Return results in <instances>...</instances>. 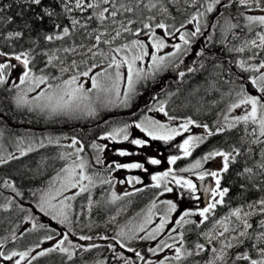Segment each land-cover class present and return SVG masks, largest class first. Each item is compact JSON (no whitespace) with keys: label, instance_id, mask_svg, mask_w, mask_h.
<instances>
[{"label":"snow or ice","instance_id":"1","mask_svg":"<svg viewBox=\"0 0 264 264\" xmlns=\"http://www.w3.org/2000/svg\"><path fill=\"white\" fill-rule=\"evenodd\" d=\"M237 2L245 13H252L257 9L260 13H264V0H237ZM180 3L181 0H12V3H0V36L6 42L15 43L23 40L26 35L30 37L33 33L40 36L43 42L64 41L81 30L87 39L94 41L90 46L83 43L80 45V48L87 47L86 54H90L89 59L94 62L83 71L73 72L67 79H62V76L80 67L76 61H72L67 67H59L60 76L51 75L47 69L63 65L64 60L57 53H76L77 48L74 46L49 51L40 48L41 40H33L34 47L28 50L18 53L0 50V86L8 85L11 72L19 68V82L11 81L12 88L17 89L13 97L16 108H27L29 112L38 111L41 114H47L49 118L59 115L70 118L82 115L95 117L100 108L128 107L133 96L136 95V85L141 81L154 79L157 74L169 68L178 70V77L183 79L186 73L180 70L181 64L184 63L182 57L189 53L194 38L202 34L201 20L206 14L213 13L217 6H229L227 0H183L185 4L196 6L197 11L177 27L174 23L169 24L167 20L174 19L172 11ZM13 6L17 8V12L9 15L8 10ZM245 13H241L247 22L245 27L251 30L253 26H260L264 29V14ZM158 16L162 18L158 19ZM17 23H19L18 28L6 27ZM47 25L51 27L48 28ZM186 25H194V30L182 31ZM225 27L226 30L231 31L238 25L225 18ZM177 34L180 42L170 43ZM255 37L231 49L238 53H244L246 50L250 52L248 58L237 61L236 66L241 72L251 75L239 77L243 83L228 93L229 96H233L234 93V97L215 124L201 123L188 117L178 127H173L171 122L177 120V117L169 115L166 111V102H158L154 107L148 108V111L163 113L169 123H162L145 115L139 120L116 125L98 137L102 141H110L114 144L128 142L137 149H144L150 146L151 141H162L167 144L189 133L194 126L201 128L203 134L188 135L178 145L183 157H190L193 151L204 144L209 137L238 133L234 143L227 149L217 148L208 151L189 167L179 170L192 173L201 182L206 178H211L214 182V186H201L202 191L208 195L204 207L197 205L195 210H184L173 221L171 216L178 211L177 203L172 200L161 201L166 210L159 216V223L150 228L149 225L154 222V210L157 208V203L153 200L141 223L126 226L127 230L122 227L111 238L106 235L99 237L100 240L115 241V245L110 243L108 248L120 264H136V261H141L143 264H264V31L256 32ZM168 48L172 50L163 52ZM199 55H204L203 50L199 52ZM38 56L45 58L46 62L44 67L37 70L35 61ZM97 57L100 59L97 60ZM95 69L101 70L94 71ZM121 69H125V72L122 73ZM187 71L192 72L195 69L188 68ZM82 78L86 79L82 80ZM89 81L90 87L86 88L85 84ZM122 84L125 86L123 92H121ZM41 85L45 87L29 99L28 93L36 92ZM131 129H138L147 139L131 138ZM227 138L233 139L231 135ZM48 143H53V140L49 138ZM55 143H59V140L57 139ZM40 147H44L43 141L40 142ZM68 147L74 149V152L69 153L68 156L62 155L61 159L74 157L72 162L57 173L47 190L41 192L37 204L40 212L50 216L58 224L64 225L67 231L57 232L56 236L62 238L56 240L52 247L41 250L36 255L32 253L44 241L26 251H0V260L13 261L14 264H24L27 261V264H32V261L40 256L59 252L66 257L67 261H73L78 251L87 253L100 247L95 243L87 246L76 244L70 239V234L75 235L72 228L70 201L88 192L95 185V180L92 175L87 174L86 169L89 165L80 155L84 152V144L72 138ZM91 148L98 153L95 157L96 163L103 164L104 160L99 154H103L108 149V145L93 142ZM30 151H33L31 146L27 150L20 149V155H26ZM115 154L127 157L140 153L117 149ZM241 157L245 158V162L236 171V176L241 178V183L238 185L241 196L244 197L245 193L253 189L260 195L255 199L245 198L240 206L232 208L222 218L215 219L212 227L204 230L202 226L214 216L218 206L225 205L226 197H230L232 189L222 184V181ZM18 158L12 154H9L7 158L0 156V165ZM181 158V156H170L168 164L175 165ZM217 159L220 161V167L217 170L201 171L205 164ZM248 160L252 163L249 164ZM146 163L160 165L161 160L147 156ZM107 168L148 171L145 163L141 162L113 161L107 165ZM151 180L153 181L151 187L162 189L161 196L165 192H173V188L168 184L174 183L183 192L188 193L193 201H201V196L197 194V184L191 179L177 176L172 167L164 172L153 174ZM100 182L114 183L111 177L101 178ZM127 182L142 183L140 178L135 176L129 177ZM57 183L59 187H56ZM3 186L10 188L17 196L21 195L11 182L5 180ZM73 189L78 191L72 195L65 194ZM143 190L138 188L135 192ZM135 192H125L124 196H132ZM122 198L115 192L112 193V202ZM12 203V199H9L8 203L2 206L3 209L9 210ZM91 204L92 201L89 199V207ZM23 210L21 208V211ZM192 217L200 219L197 221L191 219ZM27 219L31 222L30 231L45 228L44 224L38 225L31 216ZM169 224L175 226L168 231L167 239H158ZM185 226H191L190 230L196 232L194 241L188 239ZM55 238L53 235H47L44 240L52 241ZM78 239L90 242L93 237L80 235ZM134 240L156 241L154 247L147 248V252L159 258L155 261L148 259L141 250L131 246ZM116 245L122 251L118 252ZM3 247L4 244L0 242V249ZM165 250L172 254L161 256ZM125 253H132L135 260L126 256ZM98 264H104V262L101 261Z\"/></svg>","mask_w":264,"mask_h":264},{"label":"trees","instance_id":"2","mask_svg":"<svg viewBox=\"0 0 264 264\" xmlns=\"http://www.w3.org/2000/svg\"><path fill=\"white\" fill-rule=\"evenodd\" d=\"M12 3V0H0V3ZM201 11L203 9H200ZM197 11L196 6H190L181 2L177 8L173 9L172 17L174 20H167L169 24H175L177 27L182 21L186 22L191 15L195 14ZM17 12V8L13 6L8 10L9 15H14ZM241 13H245V10L235 2L228 7L217 6L213 13L206 14V16L201 20L202 34L194 38L193 44L189 52L192 50V54L189 57V62L197 66L195 71L187 72L185 77L181 79L175 86H167L163 91V95H167L166 105H174L177 107L180 116H186L193 118L194 120L201 123H209L210 125L215 124L216 120L222 116L226 111L227 105H221L219 108L211 110L209 113L203 112L202 115L194 114L191 108H180V100L182 101L187 96L193 97L194 90L199 89V87H204L208 82L220 84V90L231 92L237 87V85L243 83L239 79L240 76H249L250 73L241 72L236 64L237 61L241 59H247L250 52L246 50L244 53H238L231 51L235 47L241 46L245 40H251L256 38L255 33L258 31H264L260 26H253L249 30L246 25V21ZM259 15V10H255L252 13ZM211 19H208V18ZM161 19L162 17H157ZM225 18H228L231 23L237 24L238 27L228 31L225 27ZM215 25V27H212ZM189 25H186V29L182 31H192L194 29H188ZM7 28L19 27V23L16 25L6 26ZM46 27L50 28V25ZM81 32H77L72 37L66 38L64 41H54L51 43L43 42L40 36L35 33L31 36H25L23 40L13 42L4 41L3 37L0 36V50L6 52H20L22 50H28L34 47L33 40H41L40 48L44 50L53 51L57 48H64L69 46L71 43L77 41L81 43L85 36ZM211 37V39H209ZM202 42V43H201ZM203 50L204 55L200 56L199 52ZM39 51V49H37ZM194 51V52H193ZM194 53V54H193ZM183 58V57H182ZM188 59V58H187ZM192 59V61H190ZM46 59L43 57H37L35 64L36 69L44 67ZM255 63L256 61H250ZM14 63V61H13ZM47 71L51 75L57 74L54 68L49 67ZM157 80L149 79L147 81H141L143 84L139 86L140 92L145 90V86H150V83ZM11 82V79H9ZM45 85H41V88L37 89L36 92L28 93L29 99L31 95L41 91ZM8 89H11L10 91ZM17 89L12 88V84L0 86V156L7 158L9 154H12L18 159H12L6 164L0 165V242L4 244V247L0 251L10 252V251H26L29 248L35 247L41 241L47 242L44 238L47 235H53L56 238V231L49 227H66L64 225L58 224L56 221L52 220L50 216L43 215V219L36 221V223L44 224L45 228H37V230L30 231L28 226V217L31 216V211L29 207H37L39 203V196L42 191H45L51 185L53 178L56 177L57 173L61 172L64 164H70L74 157H69L68 159H61V156H68L69 153L74 152V149L68 147V145H60L65 141H70L72 138H76L84 144L85 149L80 155L87 161L89 167L87 169H93L89 163L90 153L94 151L91 148V144L95 142L99 136L109 131L112 126L118 125L116 119H121L122 115H128L135 113V109H132L135 102H131V107H119L113 110L111 113L106 112L104 115L97 113L95 117H84L73 118V119H59L57 117L49 118L47 114H41L38 111L29 112L27 108L17 109L13 97ZM211 93V92H210ZM140 94L139 92L136 95ZM197 94L195 93L194 96ZM206 94V98H211L216 95V93ZM234 97V93H233ZM170 98V100H169ZM233 99V98H232ZM183 103V102H182ZM230 103V101L228 102ZM227 103V104H228ZM186 110V111H185ZM137 113V112H136ZM169 113H174L169 108ZM141 115H137L132 119L136 121ZM112 120V121H111ZM202 130V129H201ZM231 135L233 139H228L227 137ZM238 133L224 134L223 136L209 137L203 145L200 146L198 152L201 158L208 151L213 149H227L229 145L234 143L235 137ZM51 138L53 143H48V139ZM59 143H55L56 140ZM23 141V143H20ZM44 142V147H40V142ZM31 146L33 151L27 152L26 155H20V149L27 150ZM79 147V145L77 146ZM197 152V153H198ZM51 157V166L43 167L42 159L44 157ZM53 156V157H52ZM258 158V157H257ZM245 162V158L241 157L239 162L232 166L229 174H226L222 184L228 186L232 189L230 197H226V203L223 206H219L212 216L211 220L214 221L215 218H221L229 213L232 208L240 206L245 198L255 199L260 193L253 189L250 192L245 193L242 197L240 194V189L238 185L241 183V178L236 176V171L239 170L242 164ZM249 164L252 163L251 160L247 161ZM190 161L179 160L174 166V169L182 175L183 172L179 171L182 168L189 166ZM53 167V168H52ZM96 176V177H95ZM95 177V178H94ZM95 180V185L90 188L98 196V207L94 209L92 216L96 222L104 224L106 219L117 215L115 213L118 206L121 204L131 203L129 208H126L127 215H122L120 227L115 226L114 223L110 224L108 227H97L91 235L94 236H115L122 227L127 230L126 226H135L141 223L144 218V213L149 208L150 196L154 194L152 189L143 190L137 193V196H132L130 199L124 198L123 203H109V184L101 183V177L98 175L93 176ZM7 180L14 184L16 190L21 193L17 196L10 188L4 187L3 182ZM59 187V184H56ZM103 190L105 194L102 195ZM35 193V195H33ZM102 195V198L100 197ZM77 197L71 208V218L73 220L72 228L74 232L82 231L81 228L76 226L77 211L81 209L80 199ZM12 199L13 203L9 210L5 211L3 205L8 203V200ZM130 200V202H129ZM133 200V201H132ZM21 208L24 210L21 211ZM83 211L86 210V206H83ZM82 219V217L80 216ZM80 221V220H79ZM82 223V220H81ZM207 230L208 227H202ZM63 230V231H64ZM186 230V235L190 241L196 239V232L191 230ZM67 231V229L65 230ZM199 231V230H197ZM168 229L161 234L158 239H167ZM84 235V232L80 233ZM143 235V233H141ZM15 236V239L13 237ZM55 238V239H56ZM111 240V239H109ZM114 243L115 241L112 240ZM43 242V243H44ZM43 243H40V247L36 248L35 252H39ZM156 241H132L131 246L141 250L142 253L151 259L153 256L147 252V248L155 245ZM115 245V244H113ZM116 250L119 252L121 249L116 245ZM168 252L165 250V253ZM34 252L32 253V255ZM164 254V253H162ZM31 258V257H29ZM103 261L104 264H120L118 260L115 259L112 251L108 248V245H102L97 250L83 253L74 257L73 261H67L59 252L51 253L46 256H40L36 260L32 261V264H98V262ZM141 262L140 264H142ZM27 264V263H26Z\"/></svg>","mask_w":264,"mask_h":264},{"label":"rangeland","instance_id":"3","mask_svg":"<svg viewBox=\"0 0 264 264\" xmlns=\"http://www.w3.org/2000/svg\"><path fill=\"white\" fill-rule=\"evenodd\" d=\"M181 2H183V0H181ZM190 28L194 29V25H190ZM176 38L170 40V43H179L180 41L178 40L179 42H177ZM81 41H82L81 43H78L77 41H75V42L71 43L69 46H67V47H70V46L76 47L77 48V52L76 53H71V54H67V53H63V52L57 53L58 55H60L63 58L64 63H63V65H58L57 67L54 68L56 70V72H57L56 76H60L61 75L59 70H58L59 67H61V66L67 67V66H69L72 63V61H76L77 63H79L80 67L78 69H73L69 73L64 74L62 76V79L69 78V76L73 72L85 70L88 65H90L91 63L94 62V61L89 59V55L90 54H86L87 53V47L80 48V45L82 43L84 45H86V46H90L92 43H94V41H91V40L87 39L86 37H85V39H83ZM117 43H119V41ZM107 50H108L107 47H105V51H107ZM171 50H172L171 48H168V49H164L163 52H169ZM163 52L161 54H163ZM96 59L99 60L100 58L97 57ZM83 62H86V63H83ZM105 65H106V62H105ZM141 66H146V65H141ZM51 68H53V67H51ZM193 68H194V64H193ZM100 70L101 69H95L94 71H100ZM121 72L122 73L125 72V69H121ZM19 74H20V71H19V68H17V69H15V70H13L11 72V75H10L9 79H11V81H16L18 83L19 82V80H18ZM85 79L86 78H82V80H85ZM177 79L178 80L176 82H179L181 80L180 78H177ZM57 82H59V81H57ZM9 84H11V82ZM85 87L86 88L90 87V81L85 84ZM124 87L125 86L122 84L121 85V92H123ZM210 92L214 93V94L216 93V95H214V97H211V98H206V94H210L211 95ZM37 93H35L34 95H31L30 98L34 97ZM195 93L197 94L196 96H194ZM194 94H193V97H191L189 95L185 99H183L182 101L180 100V102H179L180 104H178V105L180 106V108H182V107H184L185 109L186 108H191L194 111V114H200V115H202L203 112L209 113L211 110H213L215 108H219L221 105H227V103L229 101L231 102V100L233 98V96H229L228 95V92L221 91L218 88L217 84L216 83H212V82H208L205 85V88L204 87L203 88L199 87V89L198 88L195 89L194 90ZM133 98H134V96H133ZM133 98H132L131 102L134 101ZM119 107H122V106H119ZM119 107L111 106L110 108H100L98 110V113L104 115L106 112L110 111L109 113H111L113 110H115L116 108H119ZM128 107H131V103H130V105ZM170 110L174 112V113L171 114V116L177 117L176 121H178L177 125L176 124H171V126L178 127L179 124L181 122H183V120L186 119L187 117L186 116H184V117L180 116L179 112H181V111H178L177 107H175L174 105L170 106ZM153 113H154V115H152L150 117L154 116L153 118H155L157 120L160 119L162 121V123H169L168 118H167L166 122H163L162 116L159 115L160 113L155 112V111ZM161 114H163V113H161ZM135 116H137L136 112L132 113V114L124 115V116L122 115V118L121 119H117L116 123L118 125L119 124H123V123H130V122H132L131 118H133ZM55 117H57L59 119H73V118L83 119L84 117H89V116H83L82 115V116L70 118V117H66V116H63V115H59V116H55ZM139 117H141V116H139ZM139 119L140 118H138L137 120H139ZM112 127H114V125ZM130 131L132 132V137L131 138H145V139H147L146 137L143 136L142 133L139 132L138 129H131ZM202 134H203V130H201V128H196V127L193 126V127H191L189 133H185L183 136H179L175 140L170 141L167 144H165L162 141H151L150 142V146L146 147L144 149H137L134 145H131L128 142H124V143H120V144H114V143H111L110 141H102V140L97 139L95 141V143L107 144L108 145V149H106V151L103 154H99V155H101V158L104 160V163L103 164H97L96 161H95V157L98 155V153H96L95 151H92L90 153L89 163H90V165H91V167L93 169H86V172H87L88 175H92V176L98 175L101 178H108V177L112 178L114 183L113 184H109V188L110 189L107 192V194L109 195V203H112V204L113 203L119 204L120 202L123 203V199L124 198L130 199L132 196H137L136 194L139 193V192H135V189H138V188H142L144 190H148L149 188L152 189V191H154V194H152V196H150L149 207H150L152 201L155 200L156 203H157V208L154 210V213H155L153 215V221L154 222H153V224L149 225L150 228L151 227H155V225L157 223H159V216L162 215L165 212L166 207H165L164 204L161 203V201H164V200H172L173 202L177 203V205H178L177 213H173L172 216H171V219L174 221L175 219L178 218V215L180 213H182L184 210H188V209L195 210L197 205L199 207H201V208L204 207L206 205V203H207L205 201V195H203V193H201V195H200L201 196V201H199V202L193 201L190 198V195L188 193L183 192L174 183H169L168 186L173 188V192H171V193L165 192L161 196L160 192L162 191V189H157V188L151 187V185L153 183V181L151 180V176L153 174H158V173L164 172L169 167H172L174 169V167H175L174 165H169L168 164V157H170V156H174V155L175 156H181L182 158L179 159L180 161L181 160L182 161L183 160H186V161L189 160L190 161L189 166L192 163H194L196 159H200V158H197V157L200 156L198 150H199L201 145L193 151L192 156H190V157H183V154L181 153L178 145L180 143H182L183 139H185L188 135H202ZM70 144H71L70 141H65L64 143H62L60 145H65L66 146V145H70ZM117 149H125V150L131 151V152H138L140 154L139 155H131V156H127V157H120V156L115 154ZM147 156H153L155 158L160 159L161 160V164L160 165H149V164H147L146 163V157ZM50 160H51V157H49V156L48 157L47 156L44 157L42 159L43 167L45 165H46L45 167L51 166L52 164H50ZM179 160H177L176 163H178ZM113 161L119 162V163H132V162L145 163V167L148 169V171L145 172V171H142V170H139V169H135V170H131V171L126 170V169H119V170L108 169L107 165L112 163ZM66 166H68V165L67 164L63 165V167H66ZM208 166H212V168H213L212 170H217L220 167L219 159L213 160V161H209L207 164L204 165V169H201V171L207 169ZM175 172H176L177 176H183L186 179L193 180V182L196 183L198 188H199V184L197 183V179L192 173L183 172L182 175H181L176 170H175ZM127 173H132L135 177H139L140 180L142 181V183H140V184H129L127 182L128 180H126V178H125V174H127ZM129 177H133V176H129ZM206 180L209 181V180H211V178H206ZM206 180H205V182H207ZM120 181H124V183H120ZM76 191H78V189H73V190H71V191H69V192H67L65 194L66 195H72ZM113 192H115L118 196H121L123 198L120 199V200H117L115 202H112V193ZM125 192H135V194L132 195V196H124ZM103 194H105L104 190H103L102 195ZM181 194H183L182 197H181ZM102 195L100 196L101 198H102ZM97 196L98 195L95 194L92 190H89L88 192L82 193L79 196H77V197H81L79 199V201L81 200L80 201L81 209H79L77 211L78 222H77L76 226H78V228H81L82 231H80V232H74L73 231L75 233V235H71L70 234V239L73 241V243L82 244V245H85V246L89 245L90 243H95V244H99L101 247H102V245H108L110 243L111 244H115L112 241V239L111 240H100L99 239L100 236H94V235H91V233L97 227H108L112 223H114L115 226L120 227V223H121V219H122L123 215L124 216L127 215V212H126L127 209L126 208H129V206L131 205L132 202L129 203V206L126 203L121 204V206H118V209H116V211H115V213H117V215H115L113 217L112 216L109 217L108 219L105 220V222H103L104 224H101L99 222H96L94 220V217L92 216V214L94 212V209L98 207V200H97L98 197ZM77 197H76V199H77ZM157 197H158V199H157ZM89 199L92 201L91 207H89ZM130 200H129V202H130ZM70 203H71V205H73L74 200L70 201ZM83 206H86V210L85 211L82 210ZM29 210L31 211V217L34 218L35 221H40V220L43 219V215L44 214L39 211L38 207H36V206L35 207H29ZM147 210H146V212L144 213L143 216H145V214L147 213ZM121 215H122V217H120ZM80 216L82 217V219L80 218ZM212 218L210 217L209 222L206 223L205 225H203L202 227H208L207 230H209L212 227V220H211ZM191 219H195V220L199 221L200 218L199 217H192ZM215 219H218V218H215ZM81 220H82V223H81ZM142 221H143V219L141 220V222ZM28 226H31V222L29 220H28ZM173 226H175V225L174 224H169L166 228L169 231L171 229V227H173ZM49 228H52L54 231L59 232V233H64V232H66L65 230L67 229L66 228L64 230L63 227H56V226L55 227L54 226L53 227H49ZM185 229L190 230L191 226H185ZM82 232H84V235L92 236L93 240L90 241V242L89 241H80L78 239V237L80 235H82V234H80ZM60 238H62V237L59 236L55 240L44 242L43 245L40 248V251L44 250V249H47L49 247H52L55 244L56 240H59ZM153 246H155V245H153ZM94 250H97V248H94L91 251H94ZM120 251H122V250H120ZM37 253L38 252H34L33 255H36ZM81 254H83V252L78 251L76 256L77 255H81ZM171 254H172L171 252H166L164 254H161V256L162 255H171ZM125 255L128 256V257H131L132 259L135 260V257L133 256L132 253H125ZM158 258L159 257H152L151 259L153 261H155ZM26 263H27V261L24 262V264H26ZM140 263H141V261H136V264H140ZM0 264H14V262L13 261H7L6 262V261H3V260H0Z\"/></svg>","mask_w":264,"mask_h":264},{"label":"flooded vegetation","instance_id":"4","mask_svg":"<svg viewBox=\"0 0 264 264\" xmlns=\"http://www.w3.org/2000/svg\"><path fill=\"white\" fill-rule=\"evenodd\" d=\"M174 19L169 18L168 20H174ZM208 19H211V18L209 17ZM187 28L191 30L190 25ZM177 36H178V34H177ZM176 39H177V42H179L178 41L179 40L178 37ZM191 54H192V50H191L190 53H188L186 56L183 57L184 59L182 58L183 61L185 62L186 59L189 58ZM190 61H192V59ZM196 67L197 66L194 65V68H193V64L191 62H188L187 65L181 64L180 70H184L185 73H187L188 72L187 71L188 68L195 69ZM177 71L178 70H173V68H169L168 70L157 74L155 76V77H157V80L152 82V83H150V86H145L144 87L145 90L142 91V92H140V90L138 88H139V86L141 84H143V82H140V83L137 84L136 93L139 92L140 94L134 95V98H133L134 101L133 102H135V105H133V107H132V109H135V111L137 112L136 113L137 115H141L142 114L141 118L143 116H145V115L152 116V115H154V113H153L154 111L149 112L148 108L154 107L158 102H166V100L168 99V96L167 95H163V91L165 90V88L167 86H175L178 83V82H176L178 80L177 78H179L178 75H177ZM217 86L220 88V84L219 83L217 84ZM154 97H155V99H154ZM169 100H170V98H169ZM169 108H170V105H166V111L169 112ZM169 114L171 115V113H169ZM159 115L162 116L163 122L167 121V117H165L161 113ZM158 120H160V119H158ZM177 123H178V121H176V120L171 122V124H176V125H177ZM207 169L208 170H212L211 168H207ZM129 176H134V175L132 173L125 174L126 180H128ZM206 181L207 182H205V181L201 182V181L197 180V183L199 184V188H198V193L197 194L201 195V193H203V195H205V201L207 202L208 195L205 194L202 191V187L201 186L202 185H203V187L214 186V182L212 180H209V181L206 180ZM182 196H183V194H181V197ZM217 210H218V208L216 209V211Z\"/></svg>","mask_w":264,"mask_h":264},{"label":"water","instance_id":"5","mask_svg":"<svg viewBox=\"0 0 264 264\" xmlns=\"http://www.w3.org/2000/svg\"><path fill=\"white\" fill-rule=\"evenodd\" d=\"M227 2H228V5H231V4H234L235 2H237V0H227ZM188 62H189V58L185 61L184 65H187ZM208 168L213 169L212 166H208Z\"/></svg>","mask_w":264,"mask_h":264},{"label":"bare ground","instance_id":"6","mask_svg":"<svg viewBox=\"0 0 264 264\" xmlns=\"http://www.w3.org/2000/svg\"><path fill=\"white\" fill-rule=\"evenodd\" d=\"M212 81V83L214 82V80H211ZM216 83V82H215Z\"/></svg>","mask_w":264,"mask_h":264}]
</instances>
